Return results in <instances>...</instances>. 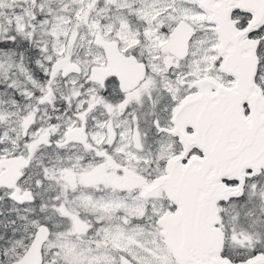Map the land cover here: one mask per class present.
<instances>
[{"label": "snow or ice", "instance_id": "6c2138e0", "mask_svg": "<svg viewBox=\"0 0 264 264\" xmlns=\"http://www.w3.org/2000/svg\"><path fill=\"white\" fill-rule=\"evenodd\" d=\"M0 264H264V0H0Z\"/></svg>", "mask_w": 264, "mask_h": 264}]
</instances>
